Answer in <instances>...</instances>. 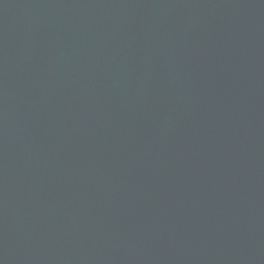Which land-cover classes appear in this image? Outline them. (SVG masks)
<instances>
[{"label":"water","instance_id":"1","mask_svg":"<svg viewBox=\"0 0 264 264\" xmlns=\"http://www.w3.org/2000/svg\"><path fill=\"white\" fill-rule=\"evenodd\" d=\"M0 264H264V0H0Z\"/></svg>","mask_w":264,"mask_h":264}]
</instances>
